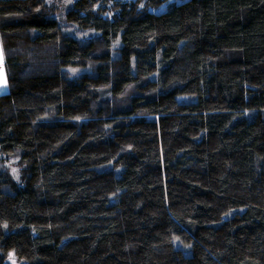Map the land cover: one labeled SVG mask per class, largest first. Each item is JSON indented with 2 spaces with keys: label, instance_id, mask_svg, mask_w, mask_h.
Returning <instances> with one entry per match:
<instances>
[{
  "label": "trees",
  "instance_id": "1",
  "mask_svg": "<svg viewBox=\"0 0 264 264\" xmlns=\"http://www.w3.org/2000/svg\"><path fill=\"white\" fill-rule=\"evenodd\" d=\"M0 40V264H264V0H0Z\"/></svg>",
  "mask_w": 264,
  "mask_h": 264
},
{
  "label": "crops",
  "instance_id": "2",
  "mask_svg": "<svg viewBox=\"0 0 264 264\" xmlns=\"http://www.w3.org/2000/svg\"><path fill=\"white\" fill-rule=\"evenodd\" d=\"M6 76V68H5V57L3 52V47L0 40V96L8 93V81Z\"/></svg>",
  "mask_w": 264,
  "mask_h": 264
},
{
  "label": "rangeland",
  "instance_id": "3",
  "mask_svg": "<svg viewBox=\"0 0 264 264\" xmlns=\"http://www.w3.org/2000/svg\"><path fill=\"white\" fill-rule=\"evenodd\" d=\"M83 71L82 69H79V72ZM74 74L77 73V71L73 72ZM6 76H7V72H6ZM8 81V80H7ZM8 166H10V169L12 171L13 174L15 175H19L21 174L22 170L21 168L18 166V161L13 160L11 161ZM5 264H27V262L25 261H21L18 260L13 254H11L8 259L6 260Z\"/></svg>",
  "mask_w": 264,
  "mask_h": 264
}]
</instances>
